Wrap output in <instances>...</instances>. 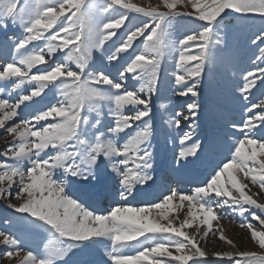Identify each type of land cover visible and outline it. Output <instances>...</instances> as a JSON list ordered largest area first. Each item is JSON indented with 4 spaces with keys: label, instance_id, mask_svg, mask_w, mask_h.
<instances>
[{
    "label": "snow or ice",
    "instance_id": "snow-or-ice-1",
    "mask_svg": "<svg viewBox=\"0 0 264 264\" xmlns=\"http://www.w3.org/2000/svg\"><path fill=\"white\" fill-rule=\"evenodd\" d=\"M178 4L185 8L191 6L194 11H177ZM162 5L165 11L160 10V5L145 8L130 0H103V3L89 0L87 4L85 0H0V28L7 31L11 25L22 29L20 37H9L11 62L5 61L0 81H14L13 90L25 84L35 86L30 94L20 95L14 103L0 98L3 113L0 128L18 115L17 109L22 104L42 97L45 90L55 89L60 97L56 103L7 127L6 134L13 136L14 143L0 152L4 158L0 161V197L7 199L14 191L15 199L21 203L9 202L8 207L24 214V219L32 225L51 233L44 251L34 253L29 248L20 264H58L72 249L80 245L93 247L105 239L111 244V251L107 253L110 264H189V261L208 264L207 260L197 259L206 253L199 246V240L183 230L186 226L195 221L206 225L203 239L212 232V221L217 218L214 207H228L241 216L249 212L245 205L264 212V203H258L245 191L248 185L236 174L243 173L253 185L264 190V159H261L264 138L250 135L254 128L264 125V99L246 106L245 112L249 115L242 125H233L243 133V138H237L230 158L191 194L173 189L162 200L141 207L116 206L106 213L90 209L75 195L77 184L93 180L107 183L113 178L119 184L120 197L127 200L137 185L153 180L151 97L158 90L161 61L166 51H179L176 67L183 74L174 76L178 88L175 94L197 97L202 74L215 62L223 42L221 21L225 16L234 12L245 18L259 16L264 21V0H162ZM129 13H137L147 20L133 24ZM183 16H192L204 23L200 30L173 41L170 29L176 18ZM141 37L142 48H137L135 43ZM36 41H44L43 46L29 48ZM251 43L257 47L258 55L252 60L254 67L243 74V83L238 88L245 101L258 83L264 87V27ZM193 48L195 54L191 51ZM97 51L101 58L106 54L109 63L115 62L116 76L90 69L93 53ZM58 53H63L60 60L56 59ZM122 54L127 55L126 60ZM48 60L53 63L49 64ZM45 64L48 66L37 68L36 74L30 75L33 68ZM129 80L138 82L139 86L129 89ZM199 107L195 101L186 104L188 114L183 120L189 122V131L180 135L181 147L175 156L181 166L189 157H197L204 147L198 138L194 139L192 122L198 116ZM91 113H95L93 120L89 119ZM181 115L175 113V117L169 118V125L179 129ZM105 116L112 122L103 123ZM41 121L48 123L42 125ZM137 122H140L138 130L127 135L122 144L117 143L120 134ZM105 128L116 139L106 138ZM174 198L181 205L185 201L188 204L187 216L178 227L168 219ZM215 198L220 199L213 204ZM153 209L159 210V219L148 215ZM249 215L264 226V218L256 212ZM161 220L168 223L163 224ZM241 227H247L252 239L264 249V231L256 230L251 223H242ZM0 237V244L8 246L2 255L9 259L19 256L22 245L17 237L4 231H0ZM220 239L226 237L221 234ZM134 241L140 245L136 253L125 254L123 250L133 247ZM147 241L151 244H146ZM215 255L227 259H218L214 264H264V255L255 252Z\"/></svg>",
    "mask_w": 264,
    "mask_h": 264
},
{
    "label": "rangeland",
    "instance_id": "rangeland-1",
    "mask_svg": "<svg viewBox=\"0 0 264 264\" xmlns=\"http://www.w3.org/2000/svg\"><path fill=\"white\" fill-rule=\"evenodd\" d=\"M88 2L89 0H85V4ZM99 2L103 3V0H99ZM130 2L145 8L149 5H160V10H166L163 8L162 0H130ZM177 11L192 12L194 10L191 6L185 8L183 5L178 4ZM129 17L133 24L139 23L141 20H147L146 17H142L137 13H129ZM101 18L98 17V19ZM203 23L195 20L192 16L177 17L170 29V39L173 41L182 39L185 34L200 30V26ZM221 24L223 42L217 50L215 62L209 64L202 74L198 89L199 96H178L175 94L178 88L174 83V76L175 74H183L182 70L176 67V60L179 56L178 50L166 51L161 61L158 90L151 97L153 134L150 138V143L153 151V180L145 185H137L133 194L127 200L120 197L119 184L113 178H110L107 183L103 181L97 183L93 180L91 183L82 182L77 184L75 195H79L90 209L96 208L106 213L109 209L116 206L141 207L153 201L162 200L163 195L170 193L173 189L185 194H191L195 187L202 186L214 173V170L230 158L237 138H243V133L239 132L233 125H242L243 120L249 115L245 112L246 106L264 99V87H261L259 83L252 90V94L247 101L243 100L238 91L239 86L243 83V74L254 67L252 60L255 55H258V51L257 47L251 43V40L264 27V21L259 16L245 18L241 14L232 12L231 15L225 16ZM58 27L59 24L52 31L55 32ZM120 31L123 33L124 29ZM21 35L22 29L18 26L10 25L7 31L0 28V59H2L0 60V66L4 65V60L11 62L12 42L9 37H20ZM142 40L143 37L139 38L135 43V47L142 48ZM43 43L44 41L33 42V44L29 45V48L42 47ZM191 51L195 54V48ZM122 55L126 60L127 55ZM62 56L63 53H58L56 59L60 60ZM48 63L51 64L53 61L48 60ZM47 66V64L38 65L32 69L30 75L36 74L37 68ZM188 66L190 67L191 64ZM71 67L76 70L75 65H71ZM89 67L92 70H104L113 76L117 74L115 62L109 63L106 59V54L101 58V53L98 51L93 53V62L90 63ZM0 71H2V68H0ZM13 83L14 81H0V89L4 90L0 91V98L9 99L10 103L16 102L20 95L30 94L35 87L34 85L25 84L21 89L13 90ZM189 83L191 82L189 81ZM127 86L132 89L139 85L138 82L129 80ZM104 87L106 88V86ZM59 98L55 89L52 91L45 90V94L42 97L34 98V101H26L22 104L17 109L18 115L12 120L6 121L5 127L0 128V152H4L9 145L14 143L13 136L6 134L7 127L14 126L21 119L27 118L38 109L46 108L48 105L56 103ZM193 101L200 106L198 116L192 122L195 129L194 139L198 138L204 147L197 157H189L187 161L182 162L183 166H181L176 163L175 156L181 147L179 144L180 135L185 131H189L187 127L189 122L183 120V116L188 114L186 104ZM254 111H258V109ZM127 112L128 109L126 108L125 113L127 114ZM177 112L182 114L180 116L181 127L179 129L169 125V118L175 117ZM0 115H3V113L0 112ZM94 117L95 113L89 114L90 120H93ZM111 122V118L105 116L103 123ZM47 123L48 121L40 122L42 125ZM139 124L140 122H137L132 128L127 129L126 133H121L120 138L116 142L122 144L127 139V135L134 134L138 130ZM104 131L106 132V138L116 139L107 134L106 128ZM250 135L257 139L264 138V125L254 128L253 133ZM261 159H264V157H261ZM3 160V156H0V161ZM27 166L25 164V167ZM108 171L110 172V169ZM236 174L242 183L248 185L245 191L252 195L253 199H256L258 203H264V190H261L258 185H253L250 179L244 177L243 173L237 171ZM13 189L15 190V185ZM216 199L220 198L213 199V204H215ZM9 202L14 205L21 203V201L15 199L14 191L13 195L7 199L0 197V231L12 233L16 236L21 241L22 251L19 256L9 259L2 255L8 250V246L0 244V264H20L21 258L29 248L34 253H42L44 244L51 237V233L37 228L26 221L24 214L15 213L12 208L8 207ZM171 207L173 210L169 214L168 219L172 220L174 225L178 227L180 222L187 216V201L181 205L179 199L174 198ZM245 207L249 209V212L254 211L258 216L264 218V212L259 209L248 205H245ZM214 211L217 218L212 221V232L209 233L208 237L201 239L207 226L201 225L199 221H195L191 226H186L183 229L199 240V246L206 253L205 257H197V259L207 260L208 264H214L218 259H227V257L216 256V253L249 251L264 255V249H261L258 242L252 239L249 229L241 227L242 223H251L256 230L264 231V226L260 225L258 220H253L249 212L241 216L238 211H233L228 207H214ZM148 215L159 219V210L153 209ZM188 218L191 219V217ZM6 220L11 223L6 224ZM160 222L167 224L168 220H161ZM198 228L200 229L199 232H197ZM221 234L226 239H220ZM146 235L151 236V234ZM139 239L143 241L144 237ZM228 240H231L232 244L227 243ZM132 244L134 245L133 247L123 250L125 254L134 255L137 248L140 247L135 241ZM146 244L150 245L151 241H147ZM170 250L176 254L174 249ZM109 251H111V244L106 239L89 248L80 245L58 261V264H110L107 256ZM189 264H192V262L189 261Z\"/></svg>",
    "mask_w": 264,
    "mask_h": 264
},
{
    "label": "bare ground",
    "instance_id": "bare-ground-1",
    "mask_svg": "<svg viewBox=\"0 0 264 264\" xmlns=\"http://www.w3.org/2000/svg\"><path fill=\"white\" fill-rule=\"evenodd\" d=\"M96 200V199H95Z\"/></svg>",
    "mask_w": 264,
    "mask_h": 264
}]
</instances>
